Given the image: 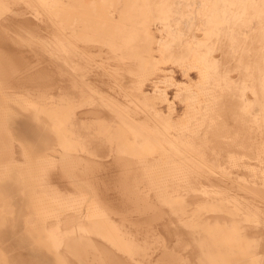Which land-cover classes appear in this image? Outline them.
<instances>
[{"label": "bare ground", "instance_id": "bare-ground-1", "mask_svg": "<svg viewBox=\"0 0 264 264\" xmlns=\"http://www.w3.org/2000/svg\"><path fill=\"white\" fill-rule=\"evenodd\" d=\"M103 1H101L103 2L102 7L106 4L105 0ZM126 1L133 2V0ZM229 1L231 6L225 7ZM252 1L257 6L252 7L253 3L250 4L249 0H223L225 3L223 6L221 0L222 7L233 14L228 12L229 15L226 13L228 10L220 9L221 13H226L231 20L235 17L237 21L231 22V24L225 23V31L222 29L223 32L215 33V38L221 39L222 43L214 38L220 44L217 42L219 45H215L213 50L215 52L211 55V57L216 56L215 61L210 59L217 63V69L213 66L216 70L215 76L210 80L207 78V86H204L206 91L203 93L209 96L205 95L206 101L201 104L202 106L197 112V115H201V117L193 114L196 117L189 120L188 116L190 117L191 112L188 110L185 115L188 122L182 127L174 125L175 130L165 129V124L161 125L160 117L157 120L158 126L155 124L153 126L146 125L152 131L151 133L147 129L152 136L143 133V139L175 138L172 141H176L174 143L182 147L180 149L173 146L175 150L172 149V151H167L166 148L167 150L163 153L166 158L161 159L158 158L159 156L139 155L135 149V146L141 144L136 139L143 129L136 124L138 120L142 119H138V114H136L140 104L135 99L136 97H132L133 95L130 93L131 97L125 96L126 100L124 99L122 102V105L124 103L128 108L126 109L127 115L122 118L125 115L121 116L123 112L119 113L122 119L116 118V127H113L115 123L111 124L112 126H105L100 122V129H103L105 135H101V137L95 135L94 132L91 134L93 129L89 132L93 127H90L93 124L89 121L90 119L99 120L105 117L106 120H112V111L117 112L120 109L114 110L115 108L112 109L113 104L106 106L103 101L97 99L92 103L88 101L86 99L88 98L87 89H82L80 86L82 83L79 84L83 80H77V78L73 80L74 76L70 72L71 70L69 71L66 67L68 50L79 48V50L85 51L91 47L88 44L82 46L83 43L74 45L73 39H71V34L76 33L75 28L78 27L71 25L73 24L71 21L77 13V18L80 15L78 12L80 4L77 6L78 3H81L80 0H0V160L2 162V159L7 157L18 162L22 159L30 164V171L40 170L42 175L45 172V178H42L47 184L49 182L52 187L50 190L53 191H49L51 187L48 185L49 188L46 189L48 196L39 198L34 195L31 189L24 190L22 186H25L26 183L25 176L20 174L22 168L16 165H12L7 173H0V194L7 199L0 203V218L5 219L8 225L13 226L12 232L20 240L18 245H14L10 239L0 241L3 250L9 254L11 264H51L43 254L36 252L28 244L29 241L25 239L26 233L25 229L21 227V220L29 217L31 212L35 213L30 216L33 217L32 219L37 218V220L45 221L42 224L45 228L50 226L46 228H49L48 232L55 226L54 230L56 228L57 236H59L58 238L55 235L56 241L61 240L62 242L65 239L64 231H71L70 234L73 232L80 237V240L84 238L93 251L88 250L87 253L91 252L93 256L98 253L100 259L104 257V264H264V0ZM90 2L88 3L90 4ZM211 3H208L209 7ZM239 3L245 5L239 6ZM118 4L115 3L116 8L114 9L123 10V12L134 6L127 7V3L123 6ZM91 5L95 6L92 3ZM217 7L216 5L212 6L210 11L214 13ZM250 7L255 8L259 14L254 16L251 13L252 17H249V14H243L248 8L250 10ZM88 8L90 9V7ZM134 10L130 11L131 14ZM90 11L88 13L94 12V10ZM253 11L254 9L250 10V12ZM88 13H85L84 18H87ZM192 13L195 14V12ZM207 15L204 17L208 18ZM128 16L130 17L129 14ZM228 16H224V18L229 20ZM105 17H107L106 14ZM241 17L244 18V21L239 22ZM167 19L169 20V18ZM68 21L69 25H67ZM134 22H129L128 26H136V22ZM97 23L99 22L97 21ZM211 23L210 21L209 24ZM216 23L213 24L217 25L222 22ZM84 25L86 24L84 23ZM90 25L88 23L86 28ZM105 25L111 28L112 23L109 21ZM207 26L210 29V25ZM82 28L85 32L87 31L85 27ZM82 28L81 30H83ZM91 28L94 31V27ZM100 29L98 27L99 31L96 29L95 31L100 32ZM104 30L106 29L104 28ZM107 30L105 32L108 33L109 30ZM167 30L169 29L167 28ZM122 32L115 31L116 35H121ZM115 33L111 32V34ZM77 34L79 33L77 32ZM79 35L78 38L81 37L79 39L83 40V36ZM83 35L86 36L88 33ZM136 35L137 32L129 31L126 38H114L115 41H113L118 49L123 46L129 51L130 55L128 53L126 56L132 60L127 62L128 65H136V59H139V56L142 57L138 54V46L142 42L139 43ZM95 40H97V36ZM85 42L87 43V41ZM92 42L90 43L92 44ZM214 42L210 43L214 45ZM101 43L98 44L101 45ZM119 43L122 45L120 46ZM205 46L207 47V45ZM206 50L209 54L210 49ZM206 50L205 53H207ZM77 56L79 57V54ZM210 67L208 70H211ZM93 68L92 72L95 70ZM98 69L96 65V70ZM100 72L99 70V76L106 73L104 70L102 74ZM107 73L108 76H111L109 70ZM91 76L93 79V74ZM209 77L211 78V76ZM95 78L94 80H96ZM98 79L100 78L98 77ZM103 79L105 80V78ZM157 82L159 81L155 80L151 83L152 89L157 86ZM98 84L100 86V83ZM199 85L201 86V84ZM122 88L124 89V87ZM16 94H23L24 96L20 97L23 99L16 98L15 96H18ZM148 94L150 93L142 91L141 96L146 98ZM198 100L200 99L198 98ZM169 103L171 104V102ZM192 107L194 108L193 105ZM210 110L217 111L221 120L216 119L210 124V120H208V124L205 123L206 121L203 122L204 115ZM147 113L150 112L147 111ZM171 114L180 115L175 109L171 111ZM140 115L139 117L142 116ZM161 115L159 114L157 117ZM148 117L145 116V119L147 120ZM197 120L201 123L200 127L204 123L206 125L194 129V127L196 128L194 123ZM89 122L91 125H88ZM74 124L76 128H74ZM88 135L91 138L89 145L101 147L95 153L92 151L93 155L100 157H87L83 169L81 167L70 168V166L62 165L56 159V155H58L61 158L75 160L74 156L77 155L72 151L73 154L69 153L70 156H68L66 150L67 153H64L57 146V140L68 138L70 142L79 144ZM134 138L136 141L133 143ZM212 138L215 139V143L209 144L208 141ZM103 139L107 141H103ZM166 140L168 141V139ZM59 145L61 146V144ZM184 148L186 149L183 150ZM71 150L73 149L71 148ZM39 162H41L42 168H40ZM154 169L158 173H154L155 171H152ZM79 170H83L82 172L85 173V183L79 182L75 178V173ZM21 178H24V184ZM79 188H83L84 191ZM66 202H73L71 208L75 207L77 212L73 213L74 210H72L73 212L70 213L69 207L63 206ZM76 205H80V207H76ZM2 234L3 232L0 230V236ZM110 237L116 239V242L121 239L119 242L125 240L131 244L126 246L122 242L114 243L113 240L109 242ZM51 241L57 244L53 239ZM107 241L109 244L106 243ZM60 245L58 243L57 246L60 247ZM65 245L68 246L67 243ZM121 245L124 250L120 249ZM59 247H56L57 251ZM125 247L132 249V256L128 255L127 251L125 252ZM66 248L59 249L64 256L68 257L65 259L69 260L70 264H80L77 259L72 258ZM154 248L157 249L158 254L148 258L147 256L152 254ZM81 254L83 253L81 252ZM1 259L4 260L3 257ZM88 259L91 260V258ZM87 263L81 261V264Z\"/></svg>", "mask_w": 264, "mask_h": 264}, {"label": "rangeland", "instance_id": "rangeland-1", "mask_svg": "<svg viewBox=\"0 0 264 264\" xmlns=\"http://www.w3.org/2000/svg\"><path fill=\"white\" fill-rule=\"evenodd\" d=\"M81 3H78L77 6H79V9H78V12H79V16L77 18V15L78 13L73 17L74 19H72V23L71 25H74V26H78L77 28H75L77 31L76 33H73L71 34V39L72 40V43L74 45H78V44H82V46L85 44V45H91L90 49L88 48L87 50L85 51H81L79 50V48L77 49H73V50H68L67 52V61H66V67L68 68V70L73 74L74 79L77 78V80H83L81 82H79V84H81L80 86H82V89H87L86 90V93L88 95V98H86L88 101H90L91 103L92 102H95V100L97 99L98 101H103L105 103V105L107 106L108 104H113L112 106V109L114 110H119L120 111H112L113 112V116L112 115V120L108 119L106 120V118L104 117L103 119H90L89 121H91L93 124L91 125L89 122L88 125H91L90 127H92L89 132L92 130L91 134H93V132L95 133V135H98V136H101V135H105V132L103 133V129H100V122H102L101 124H104L105 126H109L113 123V127H116L117 126V122L115 120H117L118 118H120L123 114L125 116H122V118L126 117L127 115V110L128 109L125 104L123 103L122 105V102H124V99H125V96L126 97H131V95H133L132 97H136L135 99L139 102L140 106L139 105V108H138V119H141V120H138L136 122V124L141 128L143 129L142 130V133L139 134L140 136L137 137V141L139 140L141 142V144L135 146V149L136 151L139 153V155H147V156H156L158 158H166V155L163 154L167 149V151H172L175 150V148H173V146H177L178 148L182 149V147H179L177 144H175L174 142L176 141H172V140H175V138H166L168 139V141L161 137V139H143V133L145 135H151L152 136V131L149 130V127H147L146 125H150V126H153L154 124L156 126H158L157 124V120L158 118L160 117L162 122H161V125L163 126L164 124V128L167 130H171V129H174L175 130V127H182L183 125H185V123H187L188 121L185 119L187 116L186 113L188 112H191L190 114V117L188 116V119L191 120L192 118L196 117L194 115H197V112L198 110H200L201 108V104H203L206 100V96L208 97L209 95H206L205 93H203V91L205 92V88L204 87L205 85L207 86V81L214 78L215 76V72L217 69V63L216 62H213L212 60H214V58L216 56H212L213 55V51L214 48H215V45H219V41L222 43V40L220 39H217L215 38L216 35L215 33H218V32H223V30L225 31L226 26L225 23L227 24H231V22L233 23L234 21H237L235 19V17L232 16V12L228 9H225V7H228V6H231V2H227L226 6H225V3L223 2V6H225L224 8L222 7V2L221 0H217L219 2L217 3H214L213 1L215 0H133V2H128L126 0H111V1H107L105 0V5H103L105 7H102L101 4H103V0H80ZM91 1V2H90ZM103 1V2H101ZM108 3H107V2ZM117 1V2H116ZM180 1V2H179ZM194 1V3H193ZM200 1V2H199ZM250 4L253 3V5H251L252 7L254 6H257L255 5V3L252 1V0H249ZM90 2V4L88 3ZM112 2H113V7H112ZM186 2V3H185ZM198 2V4H197ZM205 2V4H204ZM210 2H213L210 4V7H209V4L208 3ZM89 5H88V4ZM92 4H95L94 5H91ZM115 3L118 4V5H124L127 3V7H130V5H134L132 7H130V10L126 11L124 10H116L114 8L115 7ZM121 3V4H120ZM166 3V4H165ZM179 3V5H178ZM229 3V4H228ZM168 4V5H167ZM184 4H189V5H184ZM196 4V5H195ZM257 4V3H256ZM85 5V6H84ZM167 5V6H166ZM199 5V7H198ZM207 5V6H206ZM216 5H218V7L215 9V12L213 13L212 11H210V9L212 10V6L214 7ZM221 5V6H219ZM245 5L244 3H239V6H243ZM90 7V9H93L94 12L88 8ZM92 6V7H91ZM101 6V7H100ZM109 6V7H108ZM117 6V5H116ZM126 6V5H125ZM124 6V7H125ZM138 8H137V7ZM141 8H140V7ZM174 6V7H173ZM177 6V7H176ZM186 6V7H185ZM194 6V7H193ZM95 7V8H94ZM136 7V8H134ZM172 9H170V8ZM207 7V8H206ZM220 7V8H219ZM250 7V10L252 11V9H254V13L253 12H250L249 8L247 11H245L243 14H249V17L252 15H250L251 13L258 15L259 13L255 10V8H252ZM83 8V9H82ZM132 8H134V12L133 14H131V12L133 11ZM204 8V9H203ZM85 9V10H84ZM90 12H93L95 14H91V13H88L89 11ZM168 9V10H167ZM180 9V10H178ZM223 11H227L226 13L229 14V13H232L231 16L233 17L232 20L229 18L230 16H228L226 13H221V10ZM177 10V11H175ZM210 12H209V11ZM82 11V12H81ZM131 11V12H130ZM137 12V15H136V12ZM181 11V12H179ZM189 11V12H188ZM204 11V12H203ZM208 11V12H207ZM214 11V9H213ZM257 13H256V12ZM98 12V13H97ZM100 12V13H99ZM105 12L106 16L105 17V14H103ZM140 12V13H139ZM169 12V13H168ZM192 12H195L192 13ZM229 12V13H228ZM250 12V13H249ZM85 13H88V16L87 18H84L85 16ZM97 13V14H96ZM188 13V14H187ZM208 13V15H207ZM236 13V12H235ZM239 13V12H238ZM82 14V15H81ZM100 16H99V15ZM104 16H103V15ZM121 16H120V15ZM128 14L130 15L131 19H129L130 17L128 16ZM212 14V15H211ZM215 14V15H214ZM220 16L221 14L223 15V17H218ZM220 14V15H219ZM134 17H132V16ZM176 15V17H175ZM189 15V16H188ZM210 19V21L212 22L211 24L209 19L204 17L206 16ZM210 15V16H209ZM229 18V20L227 18H224L227 17ZM230 15V14H229ZM112 16V17H111ZM123 17V19H121V17ZM126 16H128V18H126ZM168 16V17H167ZM170 16V17H169ZM193 16V17H192ZM201 18H200V17ZM215 16V17H214ZM253 16V17H254ZM82 17V18H81ZM174 17V18H173ZM180 17V19H179ZM186 17V18H185ZM217 17V18H216ZM248 17V18H249ZM84 18V19H83ZM89 18V19H88ZM93 19V20H90V19ZM136 18V20H135ZM169 18V20L167 19ZM191 18V19H190ZM216 18V19H215ZM224 18V19H223ZM80 19V21H79ZM87 19V20H86ZM96 22H95V20ZM128 19V20H127ZM171 19V20H170ZM190 19V20H189ZM201 19V20H200ZM204 19V20H203ZM207 19V20H206ZM224 21H223V20ZM122 20V22H121ZM135 20V22H134ZM180 20V21H179ZM183 20V21H182ZM186 20V21H184ZM216 20V21H215ZM226 20V21H225ZM241 20L244 21V18L241 17L239 18V22H241ZM249 20V19H247ZM246 20V21H247ZM70 21V20H69ZM69 21H68V24L69 25ZM78 21H79V24H78ZM82 21V22H81ZM83 21H86V22H83ZM97 21L99 23H97ZM111 22L112 23V26L111 28L106 26L105 23L107 22ZM126 21H129L131 23H135L136 26H128V23ZM170 21V22H169ZM177 21V22H176ZM201 21V22H200ZM218 21H221L222 23H218ZM81 22V23H80ZM104 23V24H101V23ZM169 22V24H168ZM180 22V23H179ZM183 22V23H182ZM190 22V23H189ZM194 22V23H193ZM197 22V23H196ZM202 22L203 26L202 25ZM209 22L208 24H205ZM218 24H217V23ZM84 23L86 25H84ZM90 29H87L86 26L88 25ZM117 23V24H116ZM216 23L217 25H214ZM84 26H82V25ZM99 24V25H98ZM127 25L126 27L123 26V25ZM150 24V25H149ZM168 24V25H167ZM171 24V25H170ZM183 24V25H182ZM221 25L220 27L218 25ZM104 25V26H102ZM165 25V26H163ZM191 25V26H189ZM207 25H210V29ZM101 26V27H100ZM123 26V27H122ZM167 26V27H166ZM169 26V27H168ZM173 26V27H172ZM188 26V27H187ZM206 26L208 27L206 29ZM212 26V28H211ZM69 27V26H68ZM82 27H85L87 31L89 32H85L84 28H82L83 30H81ZM91 27H94V31L95 29L98 30V27L100 29V32L98 31H93V29ZM97 27V28H95ZM116 27V28H114ZM139 27V28H138ZM171 27V28H170ZM175 27V28H174ZM177 27V29H176ZM182 27V28H181ZM185 27V28H184ZM200 27H204V28H200ZM104 28L108 31L105 32L106 30H104ZM118 28V29H117ZM123 28V29H122ZM134 28V29H133ZM167 28L169 30H167ZM174 28V29H173ZM187 28V30H186ZM215 31H212L214 30ZM71 29V28H69ZM72 29H74V27H72ZM115 29V30H114ZM183 29V30H182ZM209 29V30H208ZM223 29V30H222ZM123 30V32H122ZM177 30V31H176ZM189 30V32H188ZM81 31V32H80ZM116 32H122L121 35L120 34H117L116 35ZM129 31H134V32H137V35L136 37L138 38L137 40H139V43L140 46H138V54H140L142 57L139 56V59L137 58L136 61V65H128L130 59L132 60V58H128L129 56H126V54L129 53V51L125 48V47H121L118 49V47L114 44L113 41H115L114 38H121V39H124L128 36L129 34ZM170 31H172L170 33ZM185 31H187V33H185ZM196 31V32H195ZM198 31V32H197ZM212 31V33H211ZM77 32L79 34H81V36H83V40L79 39L81 37L78 38V36H80L79 34H77ZM88 33V35H83L85 33ZM92 32V34H91ZM110 32V33H109ZM112 33H115V34H111ZM169 32V33H168ZM179 32V33H178ZM183 32V33H182ZM99 33V34H98ZM140 33V34H139ZM177 33V34H176ZM188 33H189V36H188ZM195 33V35H194ZM90 34V35H89ZM97 34V35H95ZM108 34H110L108 36ZM127 34V35H126ZM174 34V35H173ZM197 34V35H196ZM95 35V36H94ZM103 35V36H102ZM115 35V36H113ZM125 35V36H124ZM177 35V36H176ZM194 35V36H193ZM223 35V34H221ZM88 36V38H87ZM93 36H94V39H93ZM96 36H97V40H99L97 42L96 39ZM118 36V37H117ZM214 36V37H213ZM74 37V38H73ZM77 37V38H76ZM91 37V38H90ZM142 37V38H141ZM154 37V38H153ZM84 38L86 39L85 41H87V43L84 41ZM99 38V39H98ZM144 38V39H143ZM214 38L216 40H219V41H216L214 40ZM75 39V40H74ZM92 39V41H91ZM173 41H172V40ZM212 39V40H211ZM103 40V41H102ZM106 40V41H104ZM153 40V41H152ZM169 40V41H167ZM200 40V41H199ZM210 40V41H209ZM75 41V42H74ZM89 41V42H88ZM102 43H101V42ZM144 41V43H143ZM178 41V42H177ZM214 42V45H212L213 43H210V42ZM80 42V43H79ZM92 42V44L90 43ZM97 42V43H95ZM163 42H165L163 44ZM169 42V43H168ZM177 42V43H176ZM219 44H218V43ZM77 43V44H75ZM90 43V44H89ZM94 43V45H93ZM101 43V45L99 44ZM206 43V44H205ZM210 43V45H209ZM216 43V44H215ZM169 44V45H168ZM174 44V45H173ZM176 44V45H175ZM179 44V45H177ZM198 44V45H197ZM119 45L121 46L122 44L119 43ZM165 45V46H164ZM207 45V47L205 46ZM210 47H209V46ZM96 46V47H95ZM108 46V47H107ZM176 46V47H175ZM193 46V47H191ZM203 46V47H202ZM213 46V47H212ZM117 47V48H116ZM209 47V48H208ZM101 48V49H100ZM106 48V49H105ZM108 48V49H107ZM150 48V49H149ZM192 48V49H191ZM205 48V49H204ZM212 48V49H211ZM92 49V50H91ZM103 49V50H102ZM112 49V50H111ZM209 51V54L207 52V50ZM108 50V51H107ZM205 50L207 53H205ZM67 51V50H66ZM80 51V52H79ZM104 51V52H103ZM195 51V52H194ZM75 52H77V54H75ZM89 54H88V53ZM212 52V53H211ZM218 52V51H217ZM84 53V54H82ZM95 53V54H94ZM104 53V54H103ZM211 53V54H210ZM69 54V55H68ZM79 54V57L77 56ZM82 54V55H81ZM100 54V55H99ZM146 54V55H145ZM81 55V56H80ZM91 55V56H90ZM97 55V56H96ZM113 55V56H112ZM125 57H124V56ZM130 55V53L128 54ZM209 55V56H207ZM76 56L77 58H74ZM84 56V57H82ZM93 56H96L95 58ZM71 57V58H70ZM82 59H81V58ZM93 57V58H91ZM79 58V59H78ZM91 58V59H90ZM101 58V59H100ZM129 60H128V59ZM212 60H211V59ZM108 59V60H107ZM114 59V60H113ZM121 59V60H120ZM201 59V60H200ZM94 60V61H93ZM100 60V61H98ZM120 60V61H119ZM179 60V62H178ZM201 61V62H200ZM215 61V60H214ZM93 62V65H91ZM95 62V63H94ZM99 62V63H98ZM101 62V64H100ZM111 62V63H109ZM128 62V63H127ZM212 65L210 67V64ZM212 62V63H211ZM70 65H68V64ZM103 63V64H102ZM107 63V64H106ZM197 63V64H196ZM106 67H105V65ZM68 65V66H67ZM78 65V66H77ZM96 65H97V68H99L98 70H96ZM104 65V67H103ZM109 65V66H107ZM121 65V66H120ZM102 66V67H101ZM137 66V67H136ZM215 66V67H213ZM90 67V68H89ZM94 67V68H93ZM101 67V69H100ZM108 67V68H107ZM111 67V68H109ZM134 67V68H133ZM184 67V68H183ZM210 67L211 70H208V68ZM93 68V72H92V69ZM137 68V69H136ZM215 68V69H214ZM99 70L101 71L100 73L102 74L103 73V70L106 72V73H103L101 76L98 75V72ZM109 70V73H111V76L109 75L108 76V73L107 71ZM183 70V71H181ZM200 70V71H199ZM202 70V71H201ZM240 70V69H239ZM74 71V72H73ZM98 71V72H97ZM199 71V72H198ZM212 71V72H211ZM214 71V72H213ZM241 71V70H240ZM92 72V73H91ZM97 72V73H96ZM126 72V73H125ZM210 72V73H209ZM237 72V71H236ZM141 73V74H140ZM200 73V74H199ZM214 73V74H213ZM91 74H93V79H92V76ZM95 74V75H94ZM96 74H97V77H96ZM105 74V75H104ZM208 76H206V75ZM213 74V75H212ZM76 75V76H75ZM121 75V76H120ZM128 75V77H127ZM135 75V76H134ZM138 75V77H137ZM205 75V76H204ZM106 76V77H105ZM167 76V78H166ZM211 76V78L209 77ZM81 77V78H80ZM91 77V78H90ZM96 77V78H95ZM102 78L101 80L97 78ZM80 78V79H79ZM94 78L96 80H94ZM105 78V80L103 79ZM121 78V79H120ZM166 78V79H165ZM207 78H209L207 80ZM107 79V80H106ZM110 79V80H109ZM123 79V80H122ZM198 79V80H197ZM205 79V80H204ZM86 80V81H85ZM104 80V81H103ZM118 82H116V81ZM125 80V81H124ZM128 80V81H127ZM159 81L157 82V86L154 87L152 89L151 87V83L153 81ZM162 80V81H161ZM90 81V82H89ZM93 81V82H92ZM95 81V83H94ZM108 81H109V84H108ZM120 81V82H119ZM199 81V82H198ZM206 81V82H205ZM126 82V83H125ZM130 82V83H129ZM100 83V86L99 84ZM103 85H102V84ZM122 83V84H120ZM135 83V84H134ZM140 83V84H139ZM195 83V85H194ZM206 83V84H205ZM74 83L72 82V85ZM129 84V85H128ZM133 84V85H132ZM201 84V86L199 85ZM96 85V86H95ZM116 85V86H115ZM124 85V86H123ZM127 85V86H126ZM124 87V89L122 87ZM141 86V87H140ZM131 87V88H130ZM186 87V89H185ZM200 87V88H199ZM108 88V89H107ZM117 88V89H116ZM128 90H127V89ZM116 89V90H115ZM122 89V90H121ZM126 89V90H125ZM132 89H133V92H132ZM158 89V90H157ZM161 89V90H159ZM198 89V90H197ZM203 89V90H202ZM156 90V91H155ZM195 90V91H194ZM94 91V93H93ZM142 91H145L146 93H150L147 95L146 98H142L141 96V93ZM155 91V92H154ZM160 91V92H159ZM183 91V92H182ZM140 92V93H138ZM153 92V93H152ZM157 92V93H156ZM193 92V93H192ZM109 93V94H108ZM131 95H130V94ZM155 93V94H154ZM161 95H159V94ZM163 93V95H162ZM179 93V94H177ZM199 93V94H198ZM99 94V95H98ZM158 94V95H157ZM185 94V95H184ZM190 94V95H189ZM18 95V94H16ZM116 95V96H115ZM119 95V96H118ZM128 95V96H127ZM138 95V96H137ZM166 97H165V96ZM180 95V96H179ZM206 95V96H205ZM24 95L23 94H19L18 96H15L16 98H20V97H23ZM98 96V97H97ZM118 97H124V98H118ZM183 97V98H182ZM202 97V98H201ZM190 98V99H189ZM198 98L200 100H198ZM23 98H20L19 100H21ZM185 99V100H183ZM85 100V99H84ZM126 100V99H125ZM145 100V102H144ZM197 100V101H196ZM142 101V102H141ZM190 101V102H188ZM108 102V103H107ZM120 102V103H119ZM144 102V103H143ZM150 102V103H149ZM171 102V104L169 103ZM199 102V103H198ZM201 102V103H200ZM103 103V104H104ZM195 103V104H194ZM146 105V106H145ZM187 105V106H186ZM192 105L194 106V108L192 107ZM145 106V107H143ZM170 106V107H169ZM200 106V107H199ZM121 107V108H119ZM126 107V108H125ZM141 107V108H140ZM148 107V108H147ZM190 107V108H189ZM192 107V108H191ZM142 109V110H141ZM148 109V110H147ZM152 109V110H151ZM176 110V112H179V116H175L174 114H171V111L173 110ZM194 109V110H193ZM144 110V111H143ZM151 110V111H150ZM154 110V111H153ZM143 113H141V112ZM150 112V113H157L159 112V114L161 115V113H163V115L161 116H158L159 114H153L151 115L150 113H147ZM170 111V112H169ZM120 112H123L121 113V116H120ZM213 112V113H212ZM146 113V114H144ZM139 114H141L139 117ZM149 114V115H148ZM194 114V115H193ZM153 117H151V116ZM192 115V116H191ZM212 115V116H211ZM145 116L148 117V119L146 120L145 119ZM198 117H201V115H197ZM217 118H216V117ZM163 117V118H162ZM205 117V120H203V122H205L206 124H208V120L209 121V124L210 122H213L215 121L216 119H220L221 120V117L218 116L217 114V111H214V110H210L207 114L204 115ZM207 117V119H206ZM117 118V119H116ZM122 118L118 119V120H121ZM182 119V120H181ZM155 120V121H154ZM114 121V122H112ZM143 123H142V122ZM172 123H171V122ZM109 122V123H108ZM112 122V123H111ZM152 124H151V123ZM183 122V124H182ZM146 123V124H145ZM150 123V124H149ZM179 123V124H178ZM203 124L202 127H204L206 124ZM172 126H171V125ZM95 125V126H94ZM175 125V127H173ZM177 125V126H176ZM194 125L196 126V128L194 127V129H197L200 127L201 123L198 122V120L196 121V123H194ZM74 128H76V125L74 124L73 125ZM112 126V125H111ZM77 127H79V125H77ZM145 129H144V128ZM173 127V128H172ZM200 127V128H202ZM103 128V126H102ZM99 131H98V130ZM151 132H149L148 130ZM96 130V131H95ZM101 130V131H100ZM146 131V132H145ZM97 132V133H96ZM101 133V134H100ZM86 137V138H85ZM80 142L82 144H74L73 141L70 142V140L67 138L66 140L65 139H61V140H57V146L59 148H61L64 153H67L68 156H70V154H73L72 151L74 152V154H77L76 156H74L75 160H72V159H66V158H61L59 157L58 155H56V159L62 164V165H66V166H70V168H74V167H81L83 169V167L86 165V158L87 157H94V158H98L100 156H95L92 154V151H94V153L96 151H99L98 149H100L101 147L99 145H89L90 143V136L88 135L85 136ZM102 137V136H101ZM139 138V139H138ZM163 138V139H162ZM143 139V140H141ZM135 138H134V141L133 143L136 141ZM150 140V141H149ZM155 140V141H154ZM177 140V139H176ZM103 141H107L105 139H103ZM152 141V142H151ZM69 142V143H67ZM159 142V143H157ZM165 144H164V143ZM177 142H180V141H177ZM105 143V142H104ZM151 143V144H150ZM172 143V144H171ZM209 144H213L215 143V139L212 138L208 141ZM61 144V146L59 145ZM65 144V145H64ZM160 144V145H159ZM162 144V145H161ZM83 145V146H82ZM142 145V146H141ZM80 146V147H79ZM83 148H82V147ZM134 146V145H133ZM163 146V147H162ZM73 150H71V148ZM85 147V148H84ZM90 148V149H89ZM167 148V149H166ZM201 148V147H199ZM77 149V150H76ZM97 149V150H96ZM186 148H184L183 150H185ZM194 149V148H192ZM67 152H66V151ZM82 150V152H81ZM177 150V149H176ZM87 151V152H86ZM151 151V152H150ZM163 151V152H162ZM70 153V154H69ZM79 153V154H78ZM82 154V155H81ZM64 156H66V154H64ZM81 156V157H80ZM83 157L84 160H83ZM46 160V159H45ZM48 160V159H47ZM23 162V163H22ZM21 163V165H20ZM40 163V168L41 167V162ZM84 163V164H83ZM1 165H2V169H1ZM12 165H16L20 168H22L20 170V174L22 176H25V180L24 178H21L22 181L24 180L27 184H28V181L30 182L28 184V186H26L27 184L25 183V186H22L24 190L26 189H31V191L34 193V195H36L37 197L39 198H43V197H47L48 194L46 193V191L48 190V185L51 187V185L47 184L46 181H44V178H45V175L43 173L42 175V172L40 170H34V171H30L31 169V166L30 164L24 160H19L18 162L16 160H13L12 158H4L2 159V162L0 160V173L4 172V173H7L11 166ZM26 169V170H25ZM25 172H24V171ZM27 171V173H26ZM83 170H79L78 172H76L75 174V178L79 181V182H82V183H85L86 182V177H85V173L82 172ZM154 173H158V171H156L155 169L152 170ZM41 172V173H40ZM82 172V173H81ZM27 174V175H26ZM29 174V175H28ZM36 174V175H35ZM44 177V178H42ZM79 177V178H78ZM29 178V179H28ZM28 180V181H27ZM24 181H23V184H24ZM31 182H33L31 184ZM34 182H38L37 184L34 183ZM47 184V187L45 186ZM30 186V187H29ZM37 186V187H36ZM25 187V188H24ZM47 189V190H46ZM49 188V191H51ZM79 190L81 191H84L83 188H79ZM53 192V191H51ZM6 197L5 196H2L0 194V203H3L5 202ZM73 202H66L63 206L65 207H69V210H70V213H72L74 210L73 213L77 212L74 207L71 208V205H72ZM76 207H80V205H76ZM64 208V207H63ZM66 209V208H65ZM68 211V210H67ZM29 217L31 215H34L35 213H29ZM1 216V215H0ZM26 217L24 220H21V227L23 229H25V239H27L29 241L28 244L31 245V247L34 248V250L40 254H43L49 261L51 264H64V263H69L66 259H68V257L64 256L62 254V252L60 251L61 249L60 248H64L67 247L66 249L69 250V253L72 255V258H75V260L77 259V261H79V263L81 264V261H84L87 263V264H104L105 262V259L101 258L100 259V256L98 255V253H96L97 255L96 256H93V254L91 252L92 251V248H90L89 244L85 242L84 238L83 240H80V237L79 236H76L73 232L70 234L71 231H67L65 232L64 231V234L66 235L65 239L61 242V240L59 241H56L57 237L59 238V236H57L58 232L56 231V228L54 230V227L55 226H51L52 228L50 229V231L48 232L49 228L46 229L47 227H50V226H43V221L42 219H38L37 218H34L32 219L33 217ZM32 223V224H31ZM34 223V224H33ZM31 225V226H30ZM34 225V226H33ZM37 225V226H36ZM35 227V228H34ZM12 228L13 226L12 225H8L7 224V221H5V219H1L0 218V230L3 232L2 236H0V241L1 240H8L10 239L12 241V243L14 245H18V243L20 242L19 238L12 232ZM45 228V229H44ZM45 230V231H44ZM54 230V231H53ZM71 230V229H70ZM54 232V233H53ZM48 233V234H47ZM51 233V235H50ZM69 233V234H68ZM50 235V238L48 237ZM54 235V236H53ZM57 237H56V236ZM53 236V238H52ZM71 236V237H70ZM82 236V235H80ZM48 237V238H47ZM55 237V238H54ZM68 238V239H67ZM53 239L54 242H57L56 243H53L51 240ZM56 239V240H55ZM82 239V237H81ZM109 240V238H107ZM42 240V241H41ZM114 241V243L116 242L114 240V238L110 237V241ZM121 240V239H120ZM118 239V241L116 243H118L120 241ZM109 242L107 241L106 243L109 244ZM123 244H126V246H128V244H131V242L129 243V241H125L123 242V240L121 241ZM119 242V243H121ZM59 243V245L61 243H63L62 245L57 246ZM68 244V246H66L65 244ZM90 243V242H89ZM113 243V242H112ZM113 243V245H114ZM56 244V245H55ZM81 244V245H80ZM55 245V246H54ZM120 245V244H119ZM117 246V245H115ZM56 247L59 251H57ZM69 247V248H68ZM85 250H84V248ZM118 247V246H117ZM120 249H123L124 250V247L123 245L119 246ZM2 249V250H1ZM129 249V250H128ZM89 251V254L87 253ZM121 250V251H123ZM155 250V251H154ZM157 249L154 248L153 249V252H151L152 254H150V256H147L148 258L149 257H155L154 255H157L158 254V251H156ZM78 251V252H77ZM86 251V252H85ZM127 251V252H126ZM150 251V250H149ZM5 254H3V253ZM81 252L83 254H81ZM125 252L132 256L133 254H131L132 252V249L131 248H127L125 247ZM87 253V254H86ZM130 253V254H129ZM133 253V252H132ZM62 254V256H61ZM148 254V255H149ZM85 255V256H84ZM88 255V256H87ZM98 256V257H97ZM0 257L4 258L1 259L0 258V264H11L10 260H9V254L3 250V248L1 247V244H0ZM62 257V258H61ZM87 257V258H86ZM135 257V256H134ZM66 258V259H65ZM88 258H91L88 259ZM96 258V259H94ZM62 259V260H61ZM2 260V261H1ZM98 260V261H97ZM5 261V262H4ZM104 261V262H103ZM4 262V263H3ZM70 264V263H69Z\"/></svg>", "mask_w": 264, "mask_h": 264}]
</instances>
